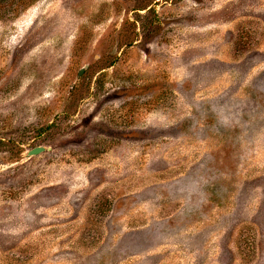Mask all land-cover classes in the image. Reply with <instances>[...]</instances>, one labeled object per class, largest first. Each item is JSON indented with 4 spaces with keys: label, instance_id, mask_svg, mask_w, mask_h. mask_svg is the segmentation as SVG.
Instances as JSON below:
<instances>
[{
    "label": "rangeland",
    "instance_id": "1",
    "mask_svg": "<svg viewBox=\"0 0 264 264\" xmlns=\"http://www.w3.org/2000/svg\"><path fill=\"white\" fill-rule=\"evenodd\" d=\"M0 264H264V0H0Z\"/></svg>",
    "mask_w": 264,
    "mask_h": 264
},
{
    "label": "water",
    "instance_id": "2",
    "mask_svg": "<svg viewBox=\"0 0 264 264\" xmlns=\"http://www.w3.org/2000/svg\"><path fill=\"white\" fill-rule=\"evenodd\" d=\"M82 73H83V70L80 72L79 75L81 76ZM43 152H45L44 148L37 147V148H34V149L30 150L27 155H28V157H32V156H37V155H39V154H41Z\"/></svg>",
    "mask_w": 264,
    "mask_h": 264
}]
</instances>
